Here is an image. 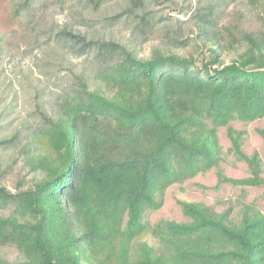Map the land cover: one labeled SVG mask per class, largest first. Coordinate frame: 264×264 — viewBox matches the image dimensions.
<instances>
[{
  "label": "trees",
  "instance_id": "16d2710c",
  "mask_svg": "<svg viewBox=\"0 0 264 264\" xmlns=\"http://www.w3.org/2000/svg\"><path fill=\"white\" fill-rule=\"evenodd\" d=\"M38 1L12 0L13 15H28ZM109 1L84 0L83 8ZM126 1L135 16L126 42L52 19L34 37L44 34L82 60L63 74L62 66L40 70L31 119L0 138V149L14 150L34 173L10 190L0 165V247L14 253L0 255V264H264V212L241 199L245 192L236 215L231 203L217 210L178 198L184 221H144L168 188L211 169L213 189L262 188L264 197L260 155H246L245 131L229 124L264 119V0H207L190 15L191 38L168 26L157 31L144 0ZM237 6L247 9L246 23ZM192 42L194 52L174 50ZM234 45L240 50L225 60ZM220 127L247 176L221 168ZM256 130L264 149V125Z\"/></svg>",
  "mask_w": 264,
  "mask_h": 264
},
{
  "label": "rangeland",
  "instance_id": "374dc122",
  "mask_svg": "<svg viewBox=\"0 0 264 264\" xmlns=\"http://www.w3.org/2000/svg\"><path fill=\"white\" fill-rule=\"evenodd\" d=\"M44 0H39L36 8L28 15L14 16L12 13V0H0V138L14 132L20 128L22 122L31 119L30 113L34 109L35 95L42 87L40 80H44L39 75L40 70L57 69L64 67L62 74L69 68L79 67L81 57L61 48L53 40H49L42 34L38 40L34 37L45 27L50 26L51 19L59 26L68 27L86 33L87 36H97L104 38H115L123 42L128 41L131 36L132 27L135 23V16L126 12L128 2L126 0H112L102 4L98 9L83 8L84 0H46V5L41 7ZM145 9L150 11V16L160 20L157 24V31L162 26H168L171 30L185 38H191L195 34V28L190 15L196 9L205 5L207 0H144ZM231 4L228 10H232ZM242 12L240 21L247 22L248 12L244 6L234 7ZM140 8L138 14L142 13ZM260 10V8L258 9ZM261 11V10H260ZM262 12V11H261ZM118 15V16H117ZM81 16L84 17L80 19ZM225 23V22H224ZM154 38L145 44L143 54L149 53L150 46L157 42ZM227 45L228 40H223ZM35 44H38L37 46ZM198 44V43H197ZM223 51L225 60L235 56L237 50ZM195 42L190 47L184 49H174L178 53L189 54L194 52ZM64 54L67 58L65 63H60L59 54ZM198 57V54H197ZM236 130H243L242 151L246 155H251L257 151L260 155L264 168V149L257 128L264 125V119L253 122H242L239 120L229 123ZM219 142L223 150V160L221 168L227 176L241 178L248 175L247 165L243 161L236 159L231 147L230 140L226 134L225 127L218 130ZM0 165L5 174L1 179L2 184L8 189L14 190L18 184L26 187L33 178L34 173L17 156L12 149H0ZM264 176V174H263ZM216 183L215 170L211 169L204 175H198L182 184H175L168 188L165 193L162 207L155 211H147L144 221L147 225H154L162 219L184 221L176 199L189 201H202L208 205H214L217 210L225 208L231 203L236 215L240 208L238 200L242 192L245 202L255 201L261 211L264 212V197L262 188L235 187L230 184H223L217 190L212 187ZM203 186L202 188L200 186ZM222 199L224 205H217L216 200ZM144 239L150 244H154V238L146 234ZM0 255H14L9 248L0 247Z\"/></svg>",
  "mask_w": 264,
  "mask_h": 264
}]
</instances>
